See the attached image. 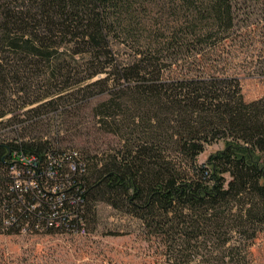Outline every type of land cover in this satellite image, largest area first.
Listing matches in <instances>:
<instances>
[{"label": "trees", "instance_id": "trees-1", "mask_svg": "<svg viewBox=\"0 0 264 264\" xmlns=\"http://www.w3.org/2000/svg\"><path fill=\"white\" fill-rule=\"evenodd\" d=\"M258 3L0 0V133L15 136L0 140V233L17 232L2 227L11 152L41 164L66 150L50 146L43 117H76L104 96L93 111L119 147L94 161L70 148L84 162L76 180L87 224L105 203L142 222L165 264H253L264 232V96L245 101L239 79L216 67ZM37 81L48 89L30 90Z\"/></svg>", "mask_w": 264, "mask_h": 264}, {"label": "rangeland", "instance_id": "rangeland-1", "mask_svg": "<svg viewBox=\"0 0 264 264\" xmlns=\"http://www.w3.org/2000/svg\"><path fill=\"white\" fill-rule=\"evenodd\" d=\"M250 10L252 13L248 19L244 17L238 32L233 35L235 42L229 53L216 67L217 73L239 79L245 101L264 96V5L255 4ZM33 85L30 90L41 92L48 89L38 81ZM77 98L80 100V96ZM104 99L103 96L79 104L73 111L76 114L73 118L61 116L56 121H49L47 115L43 117L50 146L76 149L91 161L118 148L119 139L100 126L93 111L94 106ZM36 105H28L21 111ZM0 134V140L15 137L9 131ZM222 149V142L207 146L198 156L197 164L204 165L209 155ZM225 178L229 180L228 175ZM252 242V263L264 264V232ZM163 254V244L146 234L139 219L105 203H98L89 214L84 235L0 233V264H165Z\"/></svg>", "mask_w": 264, "mask_h": 264}, {"label": "built area", "instance_id": "built-area-1", "mask_svg": "<svg viewBox=\"0 0 264 264\" xmlns=\"http://www.w3.org/2000/svg\"><path fill=\"white\" fill-rule=\"evenodd\" d=\"M43 157L39 164L37 156L11 152L6 164L8 198L1 208L3 229L21 234H86L82 188L76 180L83 159L70 149L47 151Z\"/></svg>", "mask_w": 264, "mask_h": 264}, {"label": "water", "instance_id": "water-1", "mask_svg": "<svg viewBox=\"0 0 264 264\" xmlns=\"http://www.w3.org/2000/svg\"><path fill=\"white\" fill-rule=\"evenodd\" d=\"M9 153H10V149L7 148V153H6V155L4 156V158L7 157V156L9 155Z\"/></svg>", "mask_w": 264, "mask_h": 264}]
</instances>
